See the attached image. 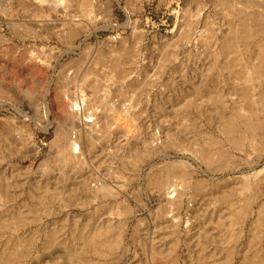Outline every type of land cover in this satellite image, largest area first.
<instances>
[{"label": "rangeland", "instance_id": "374dc122", "mask_svg": "<svg viewBox=\"0 0 264 264\" xmlns=\"http://www.w3.org/2000/svg\"><path fill=\"white\" fill-rule=\"evenodd\" d=\"M0 264H264V0H0Z\"/></svg>", "mask_w": 264, "mask_h": 264}, {"label": "bare ground", "instance_id": "6f19581e", "mask_svg": "<svg viewBox=\"0 0 264 264\" xmlns=\"http://www.w3.org/2000/svg\"><path fill=\"white\" fill-rule=\"evenodd\" d=\"M85 99H86L85 95L80 91L78 93L77 98H75L74 100H70V107H69L70 115L69 114L68 115L71 116V118L75 122L77 121L75 125H78L80 127L81 126L84 127L86 125L93 132V131H96L99 128V126H100L99 125V117H97L96 114H93V115H95V117H90L89 118V117L86 116L88 114L86 113L87 109L85 108ZM44 109H45V115L47 116L49 114V110H48L46 105H45ZM82 114H84L86 116L85 119H82V117H81ZM72 147H74L78 151L80 149L79 139H78L77 135L73 136ZM170 193H172L170 197H175L178 200L177 202H179V200L181 198V193L177 192L176 189H172V191Z\"/></svg>", "mask_w": 264, "mask_h": 264}]
</instances>
